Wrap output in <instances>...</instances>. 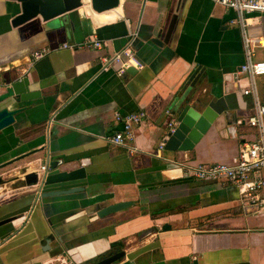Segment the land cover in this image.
<instances>
[{
	"label": "crops",
	"instance_id": "obj_1",
	"mask_svg": "<svg viewBox=\"0 0 264 264\" xmlns=\"http://www.w3.org/2000/svg\"><path fill=\"white\" fill-rule=\"evenodd\" d=\"M18 10L0 0V90L15 86L12 99L22 108L0 130V164L29 155L0 169V220L10 218L0 224V264H92L119 250L124 255L112 264H264V211L230 182L191 174L202 162L233 163L242 142L258 136L243 121L254 99L242 93L250 79L240 66L244 35L264 37V13L245 15L241 26L215 0H119L104 12L87 0L12 26ZM91 39L104 44L95 48ZM124 50L141 63L131 64L134 73H119L116 61L103 66V57ZM254 54L264 59V48ZM253 80L264 104V75ZM183 89L198 107L223 97L227 110L193 149L165 150ZM139 111L144 119L132 124V138L113 144L123 126L117 114ZM54 160L83 166L84 190L41 198L36 186L10 179L20 166L30 171ZM119 201L132 204L97 215Z\"/></svg>",
	"mask_w": 264,
	"mask_h": 264
},
{
	"label": "water",
	"instance_id": "obj_2",
	"mask_svg": "<svg viewBox=\"0 0 264 264\" xmlns=\"http://www.w3.org/2000/svg\"><path fill=\"white\" fill-rule=\"evenodd\" d=\"M19 4V10L12 17L10 23L12 26L20 25L34 17L39 16L46 21L56 16H60L68 11L78 8L82 5L83 0H10ZM90 8L95 12H104L114 9L118 6L119 0H88ZM157 42V39L154 40ZM126 72L132 74L136 71L133 66H127ZM199 75L190 83L191 86L197 81ZM0 90V130L11 125L16 114L22 108L15 106L16 98L12 99L15 93V86L8 85ZM193 94L188 89H183L180 94L176 95L172 104L171 114L174 115L175 124L172 129L170 126L166 130V138L164 140V149L175 150H191L201 137L210 128L214 120L219 114L227 110V105L223 97L216 100H210L198 107V103H194ZM197 99L196 102H200ZM34 152V151H33ZM31 153V152H30ZM29 153L17 156L0 164V169L28 156ZM67 165V162L51 161L45 165L44 169L35 167L33 170L26 171L27 166L23 165L17 169L18 175L13 174L10 179H17L18 183L24 182L26 185L37 187L38 195L41 198H50L65 194L84 190L87 185V173L83 166L74 168H60ZM4 180L0 177V183ZM131 201H119L110 203L97 211V215L102 217L112 212L118 211L128 205ZM10 218L0 220V224L5 223ZM167 224L163 229H168ZM124 255L122 250L107 254L96 260L92 264H112L120 260ZM192 264H196L193 261Z\"/></svg>",
	"mask_w": 264,
	"mask_h": 264
},
{
	"label": "built area",
	"instance_id": "obj_3",
	"mask_svg": "<svg viewBox=\"0 0 264 264\" xmlns=\"http://www.w3.org/2000/svg\"><path fill=\"white\" fill-rule=\"evenodd\" d=\"M231 9L241 26L245 25L244 16L251 13H264V0H215ZM95 48H101L103 41L91 39L87 41ZM245 61L240 66V71L250 79L249 85L242 89V93L251 94L254 106L244 118V122L258 129V136L242 142L233 163L202 162L191 168V174L199 180H225L235 185L242 200L258 211H264V104L257 99L256 86L253 78L264 75V59L254 58L255 48H264V37H247L244 35ZM62 47H69L63 43ZM47 52L46 48L34 51L33 58H40ZM125 56V58H123ZM104 67L113 61L120 62L119 73H123L127 66H141L132 54L126 50L118 52L110 58L103 57ZM116 119H121L122 130H117L110 137L113 144H125L132 138V124L144 119L143 112H134L123 116L117 114ZM174 122H171L173 126ZM170 128L172 129V126ZM164 142L161 143L163 147ZM45 165L41 166L44 169Z\"/></svg>",
	"mask_w": 264,
	"mask_h": 264
},
{
	"label": "rangeland",
	"instance_id": "obj_4",
	"mask_svg": "<svg viewBox=\"0 0 264 264\" xmlns=\"http://www.w3.org/2000/svg\"><path fill=\"white\" fill-rule=\"evenodd\" d=\"M84 1H87V0H83V2H84ZM257 79H258V77H257ZM257 83H258V82H257ZM259 86H260V83H259ZM258 93H259V96H260V100L264 101V100H263V98H264V97H263V96H264V89H261V90L259 89V92H258Z\"/></svg>",
	"mask_w": 264,
	"mask_h": 264
}]
</instances>
